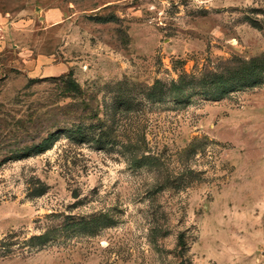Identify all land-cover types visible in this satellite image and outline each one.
I'll return each mask as SVG.
<instances>
[{
	"label": "rangeland",
	"instance_id": "rangeland-1",
	"mask_svg": "<svg viewBox=\"0 0 264 264\" xmlns=\"http://www.w3.org/2000/svg\"><path fill=\"white\" fill-rule=\"evenodd\" d=\"M262 65L264 0H0V264H264Z\"/></svg>",
	"mask_w": 264,
	"mask_h": 264
},
{
	"label": "trees",
	"instance_id": "trees-1",
	"mask_svg": "<svg viewBox=\"0 0 264 264\" xmlns=\"http://www.w3.org/2000/svg\"><path fill=\"white\" fill-rule=\"evenodd\" d=\"M258 67L256 65V67H254V68H257V70H258ZM260 68L261 69L264 68V65H262ZM175 86H176L175 83H172L171 84L172 89H177L178 88L177 86L176 87ZM17 127L20 128V129H22V130L25 128V130L28 133V136L31 135L34 132L33 130H31V127H28V126L26 127L23 124H21V125L20 124H17ZM49 144H50V137H46V138H43L40 142H38V141L37 142L36 141L35 142H32L31 143L32 147H31L30 150H34V151H38V152H43V151H45V150H47L49 148ZM22 148L23 147H20V146L13 147V149L15 151H19Z\"/></svg>",
	"mask_w": 264,
	"mask_h": 264
}]
</instances>
